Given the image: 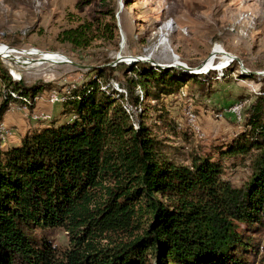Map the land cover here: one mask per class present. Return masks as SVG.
<instances>
[{
    "label": "trees",
    "instance_id": "obj_1",
    "mask_svg": "<svg viewBox=\"0 0 264 264\" xmlns=\"http://www.w3.org/2000/svg\"><path fill=\"white\" fill-rule=\"evenodd\" d=\"M83 27L69 36L74 46L89 38ZM115 67L136 73L124 91L110 82ZM2 70L14 93L0 121L12 103L32 110L44 89ZM91 70L63 94L60 118L41 119L18 144L0 137V264H248L264 236V96L236 139L183 164L138 109L197 76L142 61ZM224 158L248 160L241 185L223 176ZM57 228L68 234L64 250L51 243Z\"/></svg>",
    "mask_w": 264,
    "mask_h": 264
},
{
    "label": "rangeland",
    "instance_id": "obj_2",
    "mask_svg": "<svg viewBox=\"0 0 264 264\" xmlns=\"http://www.w3.org/2000/svg\"><path fill=\"white\" fill-rule=\"evenodd\" d=\"M88 24V40L74 46L69 36ZM2 46L12 53L0 55V103L14 93L5 86L2 69L26 87L44 85L36 98L50 104H62L63 94L92 78L91 69L98 65L142 61L197 76L157 101L144 100L138 109L152 133L169 145L170 156L183 164H190L192 155L216 153L236 139L244 131L248 108L264 96V0H0ZM40 54L68 62H43ZM134 57L145 60L133 61ZM175 62L184 65H172ZM193 68L197 70L192 73ZM129 77L137 76L115 67L110 82L124 91ZM134 88L141 100L143 89ZM6 112L12 117L20 113L27 121L51 118L46 112L30 115L18 103ZM7 119L0 121L5 141L16 135ZM248 163L246 158H224L223 176L241 185ZM255 237L257 246L246 255L248 264H261L264 253V236ZM68 239L67 232L57 228L51 243L64 250Z\"/></svg>",
    "mask_w": 264,
    "mask_h": 264
},
{
    "label": "crops",
    "instance_id": "obj_3",
    "mask_svg": "<svg viewBox=\"0 0 264 264\" xmlns=\"http://www.w3.org/2000/svg\"><path fill=\"white\" fill-rule=\"evenodd\" d=\"M62 110V104L61 103H53L50 104L48 103L45 99L43 98H36L34 102V106L32 108L33 112L39 113V112H46L50 113L51 117L53 118H60L61 116L59 115V111ZM14 114L13 117L12 115L8 114L6 112L3 116L5 120L7 119L8 115V123L10 125H13L15 127V134L12 137H9L7 140V145H12V144H18L20 141V138L29 130L32 128H37V127H42L44 126L45 121L39 120L35 121L32 119H29L28 121L23 118V116L19 113ZM7 116V117H6Z\"/></svg>",
    "mask_w": 264,
    "mask_h": 264
},
{
    "label": "bare ground",
    "instance_id": "obj_4",
    "mask_svg": "<svg viewBox=\"0 0 264 264\" xmlns=\"http://www.w3.org/2000/svg\"><path fill=\"white\" fill-rule=\"evenodd\" d=\"M3 47H5V46H2L1 47V49H0V55H2V56H5V55H8L9 53H12V51L11 50H8L7 48H3ZM39 52V51H38ZM56 56H54V55H48V54H40L39 55V58H40V60H42L43 62H58V63H63V62H65L66 60H62V59H58L57 57L55 58ZM54 62V63H55ZM176 63H179L180 65H184L183 63H180V62H176ZM204 65V67H206L207 66V64H206V61H205V63L203 64ZM202 65V66H203ZM194 69V68H193ZM192 69V73L193 72H195L197 69H194L193 70ZM189 118L192 120V121H194L195 120V117H194V115L193 114H189ZM190 122V121H189ZM3 137V135L1 134V138Z\"/></svg>",
    "mask_w": 264,
    "mask_h": 264
},
{
    "label": "water",
    "instance_id": "obj_5",
    "mask_svg": "<svg viewBox=\"0 0 264 264\" xmlns=\"http://www.w3.org/2000/svg\"><path fill=\"white\" fill-rule=\"evenodd\" d=\"M231 58H234V57H232L231 56ZM132 60L133 61H136V60H145L144 58H140V57H134V58H132ZM65 62H68V61H65ZM76 66H80V65H78V64H75ZM172 65H174V66H178V67H180V68H182L183 67V65H180L179 63H173ZM172 65H170V66H172ZM157 66H162V65H160V64H157ZM203 66H200L199 68L201 69ZM190 70H192V69H190Z\"/></svg>",
    "mask_w": 264,
    "mask_h": 264
},
{
    "label": "built area",
    "instance_id": "obj_6",
    "mask_svg": "<svg viewBox=\"0 0 264 264\" xmlns=\"http://www.w3.org/2000/svg\"><path fill=\"white\" fill-rule=\"evenodd\" d=\"M1 57V56H0ZM3 58V57H1ZM232 59V58H231ZM27 110L29 111L30 115H45L46 113H36V112H33V111H30L29 108H27ZM10 135V134H9Z\"/></svg>",
    "mask_w": 264,
    "mask_h": 264
}]
</instances>
